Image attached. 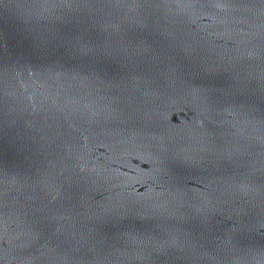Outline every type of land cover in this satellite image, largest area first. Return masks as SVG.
I'll use <instances>...</instances> for the list:
<instances>
[{"label":"water","instance_id":"obj_1","mask_svg":"<svg viewBox=\"0 0 264 264\" xmlns=\"http://www.w3.org/2000/svg\"><path fill=\"white\" fill-rule=\"evenodd\" d=\"M0 264H264V0H0Z\"/></svg>","mask_w":264,"mask_h":264}]
</instances>
